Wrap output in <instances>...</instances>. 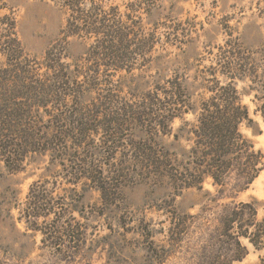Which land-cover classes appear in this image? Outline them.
Masks as SVG:
<instances>
[{"label":"trees","instance_id":"obj_1","mask_svg":"<svg viewBox=\"0 0 264 264\" xmlns=\"http://www.w3.org/2000/svg\"><path fill=\"white\" fill-rule=\"evenodd\" d=\"M122 1L64 0L66 22L37 58L25 51L17 18L0 0V165L14 173L45 164L15 219L42 233L43 242L81 244L83 224L73 212L84 217L83 202L72 196L75 186L58 194L53 180L81 181L82 194L95 190L97 209L116 207L122 181L140 177L164 183L171 195L164 208L171 242L189 224L176 197L202 191L200 210L210 206L214 216L201 231L199 264H233L247 253L243 238L264 251V210L259 216L255 200L236 199L264 170L263 151L242 130L253 119L237 82L247 81L264 121V60L230 39L212 53L214 64H168L167 52H154L161 25H146L156 0ZM70 38L86 44L73 58ZM170 134L187 145L166 146L161 136Z\"/></svg>","mask_w":264,"mask_h":264},{"label":"rangeland","instance_id":"obj_2","mask_svg":"<svg viewBox=\"0 0 264 264\" xmlns=\"http://www.w3.org/2000/svg\"><path fill=\"white\" fill-rule=\"evenodd\" d=\"M5 1L17 18V31L25 51L40 58L66 22L68 11L62 5L64 0ZM105 1V5L123 2ZM191 19L195 25L190 23ZM146 21L147 26L161 25V38L154 52H167L171 59L168 64H214L212 53L221 45L227 47L230 39L242 42L247 50H255L259 61L264 60L261 51L264 48V0H156ZM180 21V28L173 30ZM85 47L84 41L70 38L71 58L82 54ZM3 61L0 54V64ZM237 87L253 119L250 124L243 123L242 130L264 153V121L255 110L247 81L239 80ZM186 118L193 116L188 114ZM180 125L181 120L175 118L173 132H177ZM161 138L172 149L187 145L184 139L178 141L173 134ZM133 170L137 168L134 166ZM42 171H45L44 163L14 173L0 165V264H199L202 261L201 231L211 228L214 216L210 206L200 210V206L207 203L201 198L202 191L189 189L176 197L177 212L181 216L188 214L189 224L181 237L171 242L164 209L171 195L164 183L154 184L140 177L123 180L117 206H102L101 209L94 207L100 204L95 190L81 193V181L74 185L63 177L53 180L57 183L58 194L67 195L63 186L76 187L72 196L82 200L80 206L86 213L84 217L77 212L73 215L82 221L85 241L74 246L67 239L61 241V245L43 242L42 233L27 229L24 222L15 219L25 205L30 184L42 175ZM204 186L212 189L208 182ZM236 199L255 200L259 216L263 214L264 170ZM66 200L70 197L66 196ZM96 210L99 215L93 216ZM242 242L247 253L233 264H264V251L254 249L245 238ZM154 248L159 253L156 254Z\"/></svg>","mask_w":264,"mask_h":264}]
</instances>
